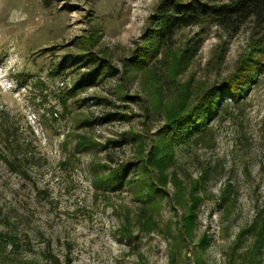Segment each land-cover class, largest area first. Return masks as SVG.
<instances>
[{"label": "rangeland", "instance_id": "obj_1", "mask_svg": "<svg viewBox=\"0 0 264 264\" xmlns=\"http://www.w3.org/2000/svg\"><path fill=\"white\" fill-rule=\"evenodd\" d=\"M160 1L0 0V264H264V55Z\"/></svg>", "mask_w": 264, "mask_h": 264}, {"label": "trees", "instance_id": "obj_2", "mask_svg": "<svg viewBox=\"0 0 264 264\" xmlns=\"http://www.w3.org/2000/svg\"><path fill=\"white\" fill-rule=\"evenodd\" d=\"M149 21L152 31L149 38L156 41L157 44H171L176 32L182 29L212 25L233 37L240 32L243 26L249 24L252 35L260 46L259 54L264 55V0H161ZM200 45L201 43L196 40L193 41L192 45L187 46L184 50L185 58L187 60L194 58L200 49ZM95 62L86 60L83 64L87 69H90V65L95 64ZM256 66L254 68L259 70L257 63ZM90 70H93L90 85L94 84V79L97 76L101 77L108 74L113 76L114 74L109 67H103L101 64ZM105 70L106 72H104ZM243 72H247V69L241 67L239 75L243 77L240 79L245 80L249 74ZM238 79L234 78L227 86L217 89L210 96L205 93L200 98L199 103L191 110L194 112L192 123L196 125L198 121L203 122L212 115L213 98H217L225 92L226 96L236 98L237 94L232 90L237 87L236 80Z\"/></svg>", "mask_w": 264, "mask_h": 264}]
</instances>
